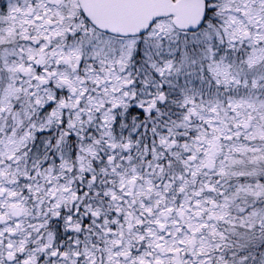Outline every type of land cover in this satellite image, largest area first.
Segmentation results:
<instances>
[{
	"label": "snow or ice",
	"instance_id": "snow-or-ice-1",
	"mask_svg": "<svg viewBox=\"0 0 264 264\" xmlns=\"http://www.w3.org/2000/svg\"><path fill=\"white\" fill-rule=\"evenodd\" d=\"M0 264H264V0H0Z\"/></svg>",
	"mask_w": 264,
	"mask_h": 264
}]
</instances>
